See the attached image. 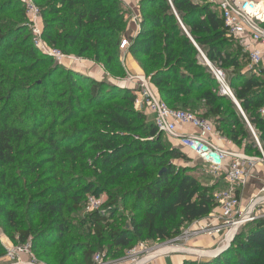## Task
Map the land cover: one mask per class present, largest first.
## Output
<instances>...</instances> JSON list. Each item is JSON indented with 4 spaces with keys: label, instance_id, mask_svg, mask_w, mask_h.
<instances>
[{
    "label": "trees",
    "instance_id": "1",
    "mask_svg": "<svg viewBox=\"0 0 264 264\" xmlns=\"http://www.w3.org/2000/svg\"><path fill=\"white\" fill-rule=\"evenodd\" d=\"M53 1L49 3L52 6L40 8L42 16L46 18L43 35L50 44L53 46L63 42L65 46H73L78 40L84 39L88 43H84L80 54L93 51L96 61L101 62L104 58L106 68L122 71L116 48L121 44L131 16L122 0ZM139 6L142 25L140 22V30L131 41L129 51L143 63L142 68L148 71L145 74L157 87L161 98L174 109L192 107L195 110L197 105L193 99L189 100V96L198 92L199 95L194 96V100H200L208 107L203 118L213 117L222 136L244 147L246 152L260 155L261 151L257 149L248 121L264 150V68L251 67L249 71H242L241 66L250 61L239 43H236V50L232 53L222 49L224 43L233 40L227 39L231 36L228 35L219 11L204 0H140ZM61 10L73 11L71 15L75 19V29L66 34L55 32L51 21L47 20L49 14ZM147 24L150 27L145 29ZM25 31V26L18 29L21 34ZM8 37L0 34L1 46L6 45ZM91 38L94 40L90 43ZM202 53L212 64L221 63L222 67L227 68L226 82L242 111L233 98L221 92L220 82L202 61ZM161 63L166 65V69H152ZM181 68L189 73L181 71ZM69 76L74 78L77 74L70 72ZM196 77L202 83H195ZM211 84H215L217 92H214ZM104 85L106 84L102 82H94L80 87L88 96V104H92L88 110L103 106L106 102L100 101L102 96H106L102 89ZM118 90L123 92L121 101L124 105H113L108 110L97 111L106 115L103 121L105 130L94 133V129L86 127L83 131L85 133L71 136L77 139L83 134H99L100 144L94 145L99 152L95 164L100 165L108 185H122L124 179L135 185L133 195L136 196L138 213L131 218L130 229H111L109 232L119 246L132 249L140 241H163L178 237L183 225L206 218L218 205L213 187L201 183L189 172V168L174 163L176 159L187 158L185 153L181 148L168 144L156 124L148 122L145 113L136 109V91L110 86V100L118 98ZM183 96L186 99L182 100ZM172 100L178 106L171 105ZM40 126L34 130H40ZM26 133L11 124L8 113L0 114V202L8 197V189L18 184L8 179L5 166L15 160V151L20 148ZM132 133H136L138 137L131 136ZM39 140L45 143L43 150L54 158L61 151H70L75 156L84 148L81 143L68 146L65 135L44 137L40 134ZM149 168L157 169L153 176L146 171ZM139 177H142V182ZM100 179H103L102 174ZM72 188L70 183L65 182L50 187V200L44 204L45 209L50 210L53 215H61L69 198L73 200V206L76 204L78 208L84 194L93 190V187H83L81 191H73ZM5 196L7 197L4 198ZM0 213L10 223L14 222L16 215L1 203ZM107 216L100 212L90 213L91 225L101 239L104 237L105 227L109 226ZM53 230L58 233L57 240L65 234L62 225L55 226ZM20 237L21 240L17 243L30 239L26 231H21ZM32 241L34 252L40 260L46 263L48 262L44 258H51L52 263L57 261L52 251L41 252L38 249V239ZM135 241L138 242L134 245ZM44 243L50 249L54 246L51 239ZM58 251L56 254L62 256L63 250ZM3 253L4 248L0 245V255ZM83 254L85 264H92V250L88 248ZM199 264H264V217L245 225L224 253L210 260L200 261Z\"/></svg>",
    "mask_w": 264,
    "mask_h": 264
},
{
    "label": "rangeland",
    "instance_id": "2",
    "mask_svg": "<svg viewBox=\"0 0 264 264\" xmlns=\"http://www.w3.org/2000/svg\"><path fill=\"white\" fill-rule=\"evenodd\" d=\"M34 1L40 8L52 6L49 3L54 2L53 0ZM122 3L126 6L124 0ZM213 8L218 10L216 6ZM128 11L130 12V9ZM72 12L71 10L54 12L49 14L47 20L51 21L55 32L66 34L75 29ZM130 15L129 19L132 17L131 13ZM42 19L45 27L46 18L44 15ZM24 26L26 31L23 34L19 33L18 29ZM145 27L148 29L150 25L147 24ZM0 34L9 36L5 41V46L0 44V114L8 113L11 124L27 132L20 148L15 151V160L5 166L8 179H11L12 183L18 184L8 189L6 192L8 197L5 196L4 198H7L0 203L16 216L14 222L10 223L6 220L5 215L0 213V234H3L6 242L17 243L19 239L21 240L20 232H28L30 238L38 239L36 243L41 252H53V257L55 256L57 261L52 263L51 258H44L49 264H85L83 252L88 248L92 250L91 258L96 252H101L105 255L108 264H130L133 261L129 256L130 248H124L115 243L109 232L111 229H130L131 218L138 213L136 196L133 195L135 185L130 184L128 179H124L122 185H108L100 165L95 164L99 152L94 148V145L100 144L99 134L94 136L83 134L77 139L71 136L85 133L83 131L86 127L94 129V133L106 129L103 124L106 115L97 111L108 110L113 105L118 107L124 105L121 101L123 92L120 90L117 91L118 98L110 100V86L136 91L138 98V92L142 88L138 86L137 81H131L128 75L124 51L120 46L116 48L123 69L116 72L112 68L104 66V58L101 59V62L96 61L93 51L80 54L84 43L87 42L84 39L78 40L73 46H65L63 42L52 46L48 38L43 35L45 44L56 46L66 55L65 59L57 61L35 45L27 15L26 0H0ZM124 38H127L125 34L122 36V39ZM227 39H232L233 42L224 43L222 49L232 53L236 50L237 42L233 37ZM93 40L91 38L90 43ZM129 57L127 58L128 66ZM136 59L142 68L143 63L139 58ZM202 61L214 75V70H221L226 78L227 68L222 67L221 63L212 64L213 70L203 55ZM161 67L166 69L164 63L156 65L152 69ZM248 67H252L250 62L245 66L242 65L241 70H248ZM96 68H99L103 74H96L91 70ZM181 71L189 73L184 68H181ZM70 72L77 76L70 77ZM147 72L142 68L139 74ZM195 79V83H202L200 78L196 77ZM94 82L106 84L102 87L106 96H102L100 99L101 102H106L103 106L88 110L92 104H88V96L80 90V87L89 86ZM152 86L157 88L154 84ZM211 87L214 92H217L215 84H211ZM197 95H199L198 92H194L189 96V100L193 99L196 103V109L193 110L192 107H183V109L203 117L208 107L200 100H194L193 97ZM181 99L184 100L186 97L183 96ZM170 103L173 106H178L174 100ZM136 109H138L137 106ZM145 117L147 121L154 122V115ZM211 119L213 122L215 121L213 117ZM39 126L40 130L35 131L34 129ZM40 134L44 137L65 135L68 146L81 143L84 148L80 149L75 156L70 151H61L54 158L43 150L45 143L40 142ZM131 136L138 137L136 133H132ZM164 139L168 144L181 148L187 157L174 160L175 164L189 168V172L201 183L213 187L214 193L225 187L223 176L212 173L193 152L186 151L177 141H172L166 136ZM146 171L153 176L157 169L149 168ZM100 174L103 175V179H100ZM139 181H143L142 177H139ZM61 182L70 183L73 186V191H81L83 187L84 189L93 187V190L84 194L79 201L78 208H76V204L73 206V200L69 198L62 214L53 215L50 210L45 209L44 204L50 200L48 189ZM263 190L261 188L260 192ZM93 193L102 201L103 206L100 213L107 214L109 218V226L105 227L103 239L96 235L95 229L91 225L90 214L85 210L86 199ZM192 223L183 225L178 237L183 236V233L191 228ZM61 225L65 234L57 240L58 233L53 229L55 226ZM178 237L167 238L163 241L148 239L146 242L148 247L171 241L181 247H192L185 239L177 240ZM47 239L54 241V246L51 249L44 243ZM137 242L135 241L134 245ZM0 245L3 247L1 241ZM58 249L63 250L62 256L56 254L59 252ZM177 253L179 252L173 254ZM185 254L188 258L186 257L187 260L184 263L199 264L200 261L210 260L193 254Z\"/></svg>",
    "mask_w": 264,
    "mask_h": 264
},
{
    "label": "built area",
    "instance_id": "3",
    "mask_svg": "<svg viewBox=\"0 0 264 264\" xmlns=\"http://www.w3.org/2000/svg\"><path fill=\"white\" fill-rule=\"evenodd\" d=\"M218 8L219 14L228 30V35L233 37L243 51L248 55L252 67L264 68L263 52L258 45H264V0H204ZM127 7V6H126ZM27 15L34 35L35 45L44 53L53 56L57 61L65 59L66 55L57 47L48 46L43 41L44 25L42 11L34 0H26ZM135 23L140 24V18L132 15ZM184 27V26H183ZM131 40L124 38L120 48L124 51L129 48ZM213 69V66L209 64ZM214 70V69H213ZM221 84L224 95L235 97L232 89L221 70H214ZM131 81H137L142 88L138 92L136 106L138 109H149L155 114V124L160 133L172 141H179L183 148L193 152L205 166L214 174L222 175L225 187L215 193L217 207L221 211L223 222L218 226L205 227L199 230L187 229L183 236L177 240L185 239L190 242L199 235L214 236L224 231V234L215 249H202L175 245L174 242L159 243L148 247L146 241H140L130 249L129 256L133 259L130 264H149L153 260L170 256L173 253H187L201 258L213 257L216 252L228 246L234 236L247 224L264 217V194L253 199L249 205L244 206L239 197L240 190L247 186L254 167L264 164V152L259 139L256 137L257 146L262 150V155H250L240 151H230L215 142V137H221L214 122L199 117L193 112L170 107L152 85L150 77L145 73H128ZM192 125L197 129L195 133H183L178 127ZM103 204L96 195H90L85 203L87 213L100 212ZM3 235V234H2ZM0 234V241L4 253L0 255V264H48L40 260L34 252L33 241L6 242ZM164 248H169L164 251ZM182 248V249H177ZM187 250H195L194 253ZM202 252V254H197ZM214 258V257H213ZM92 264H108L105 255L96 252Z\"/></svg>",
    "mask_w": 264,
    "mask_h": 264
},
{
    "label": "crops",
    "instance_id": "4",
    "mask_svg": "<svg viewBox=\"0 0 264 264\" xmlns=\"http://www.w3.org/2000/svg\"><path fill=\"white\" fill-rule=\"evenodd\" d=\"M124 2L126 4V6L128 7V9H130V13L132 15H137L140 18V22H141V11H140V6H139L140 0H124ZM139 30H140V24L135 23L131 17L129 19L128 27H127V30L125 33L126 37L132 41L136 37V35L138 34ZM258 48L260 50H262V52H263L262 66L264 67V45L260 44V45H258ZM241 49H242V47H241ZM128 56H130L129 57L130 58L129 59L130 60L129 66L127 64ZM205 59H206V57H205ZM137 60L138 59H136L130 53L129 48L124 50V61H125V64L127 66L128 73L133 74L131 72V71H133L136 74H139L141 72L142 68L139 65ZM91 68H93V67L91 66ZM250 69L251 68L248 67V70H250ZM91 70L93 72L95 71L94 73H96V74L102 73L99 68L91 69ZM248 70H246V71H248ZM133 75H135V74H133ZM240 108H241V106H240ZM143 112L145 113V116L154 115V122H152L150 120L148 122L155 123V114L152 111H150L149 109H143ZM208 120L212 121L211 118H208ZM247 121H248V118H247ZM249 123L250 122L248 121V124ZM249 126L251 127V129L254 133L255 140H256V137L259 139V137L257 136L256 132L254 131L252 125L250 124ZM178 129H179V131H181L183 133H195L197 131V129L195 127H193L192 125H182V126H179ZM259 141H260V139H259ZM215 142L217 144H219L220 146H222V147H224L230 151H240V152H245V153L250 154V155H255V156L257 155L255 152H252V153L246 152L244 147L237 146L234 142H232L231 140H229L228 138H226L222 135H221V137H219V136L215 137ZM256 142H257V140H256ZM178 143H180V142L178 141ZM261 145H262V143H261ZM257 149L260 150V148L258 146H257ZM185 150L191 152L187 148H185ZM262 150H263V147H262ZM263 186H264V164L260 163L254 167V169L252 171V175L250 177V180H249L247 186L240 190L239 197L241 199L242 204L244 206H247V205H249V203L253 199H255L256 197H258L260 195H263L264 190H263V192H260L261 188L264 189ZM222 222H223V219L221 217V211H220L219 207H216L208 217L201 219V220L194 221L192 223V226L190 229L191 230H199V229H202L205 227L218 226V225H221ZM223 234H224V231L222 230L221 232L217 233L214 236L199 235V236L193 238L189 243L192 247H196V248L215 249L217 247L219 241L221 240ZM186 257H187L186 254L177 253V254H173L170 256L157 258V259L153 260L152 262H150L149 264H183L188 258V257L187 258Z\"/></svg>",
    "mask_w": 264,
    "mask_h": 264
},
{
    "label": "water",
    "instance_id": "5",
    "mask_svg": "<svg viewBox=\"0 0 264 264\" xmlns=\"http://www.w3.org/2000/svg\"><path fill=\"white\" fill-rule=\"evenodd\" d=\"M191 39H192V38H191ZM202 55H203L204 57H206L203 53H202ZM205 60H206V59H205ZM233 99H234L235 103L237 104V106L240 108V103L236 100L235 97H233ZM240 109H241V108H240ZM241 111H242V109H241ZM242 113L244 114V112H242ZM244 116H245V115H244ZM245 118H246V116H245ZM246 119H247V118H246ZM249 125H250V123H249ZM237 234H238V233H237ZM237 234L234 236L233 240L235 239V237L237 236ZM233 240L230 242V244H229L228 246L222 248L221 250L216 251L213 257H218L219 255H221L222 253H224L226 250H228V249L231 247ZM211 258H212V257H211ZM211 258L208 257V259H211Z\"/></svg>",
    "mask_w": 264,
    "mask_h": 264
},
{
    "label": "bare ground",
    "instance_id": "6",
    "mask_svg": "<svg viewBox=\"0 0 264 264\" xmlns=\"http://www.w3.org/2000/svg\"><path fill=\"white\" fill-rule=\"evenodd\" d=\"M207 59V58H206ZM207 61V63L208 64H211V62L207 59L206 60ZM212 65V64H211ZM169 248H164V251L165 250H168ZM177 249H182V248H177ZM187 252H192V253H194L195 252V250H187ZM215 252H212V251H210V252H207L206 251V254H214ZM197 254H202V252H198Z\"/></svg>",
    "mask_w": 264,
    "mask_h": 264
}]
</instances>
